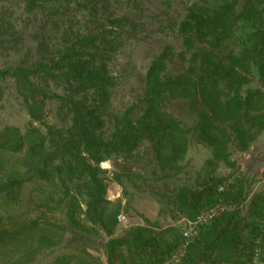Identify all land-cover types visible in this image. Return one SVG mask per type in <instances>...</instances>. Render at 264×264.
Listing matches in <instances>:
<instances>
[{
    "label": "trees",
    "instance_id": "trees-1",
    "mask_svg": "<svg viewBox=\"0 0 264 264\" xmlns=\"http://www.w3.org/2000/svg\"><path fill=\"white\" fill-rule=\"evenodd\" d=\"M12 2L29 17L46 19L78 2L94 23L109 6V0H0V47L17 40L16 20L5 7ZM114 24L122 31L119 35L106 30L81 33L55 51L45 37L38 44L40 60L0 67V84L14 83L32 122L42 124L47 104L56 103L58 117L67 124L47 126L46 131L32 127L24 133L11 127L0 134V198L15 200L32 186L45 198V208L65 211L73 233L91 232L81 216L100 228L109 238L104 246L107 264H160L180 246L181 228L145 220L143 226L117 235L122 204L107 200L108 172L101 166L117 157H136L147 142L163 173H179L195 141L212 154L193 186L177 188L173 204L179 220L192 221L220 203L237 205L238 210L201 228L182 264H251L262 236L256 219L264 216V199L255 197L249 205L252 216L243 214L248 201L244 183L220 192L225 178L218 171L222 166L236 168L231 147L246 152L264 132V91L246 89L255 70L264 88V0L192 4L179 26L184 52L178 57L188 69L171 75L174 54L162 52L147 72L143 96L122 113L112 109L118 80L110 63L130 22L124 17ZM176 103L194 113L192 126L168 111ZM113 180L121 183V175ZM40 226L58 229L39 219L13 230L0 229V246L35 241Z\"/></svg>",
    "mask_w": 264,
    "mask_h": 264
},
{
    "label": "rangeland",
    "instance_id": "rangeland-1",
    "mask_svg": "<svg viewBox=\"0 0 264 264\" xmlns=\"http://www.w3.org/2000/svg\"><path fill=\"white\" fill-rule=\"evenodd\" d=\"M198 1L109 0L108 8L98 14V23L89 20V13L78 2H71L62 13L47 19L43 15L29 17L22 6L12 2L5 7L16 20L17 40L14 45L0 47V67L30 65L40 60L38 44L45 37L49 38L50 50L55 51L71 37L89 31L106 30L119 35L122 31L117 30L114 22L126 17L130 25L110 63V71L118 80L112 109L122 113L143 96L147 72L162 52L169 50L174 54L168 69L171 75L188 69V64L178 57L184 52L179 26L187 15V9ZM0 85L3 89L0 95V134L11 127L24 133L32 127L46 131L47 126H67L57 115L56 103L47 104L42 124L32 122L14 83L10 80ZM246 89L264 91L256 70L253 82ZM54 91L61 93L58 88ZM168 111L185 126H192L195 121L194 113L186 104L170 105ZM211 154V149L192 141L185 161L180 164L183 170L166 174L158 168L151 145L146 142L132 159L117 157L103 163L101 168L108 172L109 178L107 200L112 203L120 201L121 214L133 222L120 224L117 235L132 226H143L145 220L163 228L180 227L173 204L176 190L184 184L194 185ZM231 159L236 163L235 169L222 166L218 171L219 176L225 178L222 186L232 190L242 181L248 193L243 214L252 216L249 212L251 201L255 197L264 199V132L257 136L246 152L241 153L231 147ZM115 174L121 175V183L113 180ZM35 190L28 186L15 200L0 198V229L13 230L38 219L41 224L49 223L58 229L44 230L40 226L42 230L38 231L35 241L23 242L20 239L0 246V264H107L104 246L109 238L100 228L81 216V221L91 232L85 235L73 233L68 227L65 211L50 206L45 208V198ZM256 223L263 233L264 216L256 219ZM40 236L44 239L41 243L38 240ZM262 245L258 264H264V236Z\"/></svg>",
    "mask_w": 264,
    "mask_h": 264
},
{
    "label": "built area",
    "instance_id": "built-area-1",
    "mask_svg": "<svg viewBox=\"0 0 264 264\" xmlns=\"http://www.w3.org/2000/svg\"><path fill=\"white\" fill-rule=\"evenodd\" d=\"M225 188L223 186L220 187L219 191L223 192ZM238 210V206L234 204L220 203L213 207L206 209L205 211L198 214L194 220H187L185 218L180 219L179 225L181 228L182 241L177 250L172 253L166 260H164L160 264H182L183 260L187 256L189 249L194 242V240L199 236L200 229L209 225L213 222L217 217L222 214L232 213ZM130 219L125 215L121 214L118 217L119 224L128 225ZM130 224V225H131ZM264 236V231L262 233L261 238L257 241V246L254 250L252 263L258 264L261 257V245L262 239Z\"/></svg>",
    "mask_w": 264,
    "mask_h": 264
}]
</instances>
